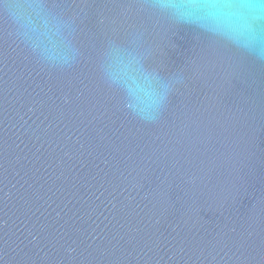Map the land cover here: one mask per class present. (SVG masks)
Returning a JSON list of instances; mask_svg holds the SVG:
<instances>
[{"label":"water","instance_id":"1","mask_svg":"<svg viewBox=\"0 0 264 264\" xmlns=\"http://www.w3.org/2000/svg\"><path fill=\"white\" fill-rule=\"evenodd\" d=\"M197 2L0 0V264H264V15Z\"/></svg>","mask_w":264,"mask_h":264},{"label":"clouds","instance_id":"2","mask_svg":"<svg viewBox=\"0 0 264 264\" xmlns=\"http://www.w3.org/2000/svg\"><path fill=\"white\" fill-rule=\"evenodd\" d=\"M190 7H200L197 0H190ZM203 6L225 29L243 35L250 30L248 14L255 18L264 15V0H204Z\"/></svg>","mask_w":264,"mask_h":264}]
</instances>
